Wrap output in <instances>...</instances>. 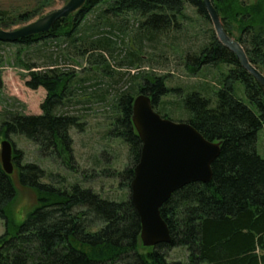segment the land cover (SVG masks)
<instances>
[{
	"label": "trees",
	"instance_id": "16d2710c",
	"mask_svg": "<svg viewBox=\"0 0 264 264\" xmlns=\"http://www.w3.org/2000/svg\"><path fill=\"white\" fill-rule=\"evenodd\" d=\"M53 1L38 0L32 8L18 12L0 10V27L28 22L42 15ZM212 3L227 33L240 41L251 63L264 73V0ZM187 4L212 23L204 0H87L80 10L58 20L45 33L15 42L0 41L1 46H18L15 64L29 71L26 86L46 90L40 114L10 112L2 120L0 140L2 135L8 139L11 135L24 136L39 146L43 156L78 172L70 130L81 127L80 117L66 108L85 102L81 101L85 95L87 99L94 97L88 92L91 85L73 89L76 70L61 68L56 61L51 62V56L50 63L48 59L42 65L23 61L22 54L34 45L68 42L92 65H101L110 72L105 53L112 55L113 41L107 34L110 31L97 30L100 25L113 27V22L128 20L127 14H132L138 24L140 51L143 42L153 43L164 34L182 29V19H188ZM96 10V23L89 26L92 34L84 36L83 25ZM97 31L104 34L95 38ZM85 38L90 39L87 45H78ZM128 54L132 57L130 64L135 65L139 52ZM183 59L192 74L204 66L227 69L222 71L214 91L215 106L213 98L199 91L183 98L189 113L186 122L209 141L221 142V151L212 164L213 176L208 183H189L162 206L171 241L145 247L141 220L130 197L123 201L105 199L79 183L65 187L61 180H54L59 177L54 175L53 181L44 182L46 171L36 163H24V151L11 141L12 174L6 173L0 159V218L5 223V232L0 236V264H171L168 258L175 247L187 249L186 264H264V156L257 150L258 136L264 128V86L219 41L212 27L207 44ZM4 64L0 50V89L4 86ZM127 76L132 81L142 80L138 82L139 94L150 95L156 111L163 106L165 96L181 92L167 86L166 76L153 72ZM237 83L242 84L246 101L236 95ZM134 98L132 86L116 93L117 116L111 133L129 145L130 164L124 171L112 173L129 187L142 149L132 122ZM169 115L162 114L167 118ZM20 189L33 191L36 196L23 220L15 210Z\"/></svg>",
	"mask_w": 264,
	"mask_h": 264
},
{
	"label": "rangeland",
	"instance_id": "374dc122",
	"mask_svg": "<svg viewBox=\"0 0 264 264\" xmlns=\"http://www.w3.org/2000/svg\"><path fill=\"white\" fill-rule=\"evenodd\" d=\"M68 1L54 0L42 15L28 22L15 24L5 30L19 29L61 8ZM37 2L38 0H0V10H7L10 13L23 11L32 8ZM98 12L99 10H96L91 13L87 22L84 23L82 28L84 36L92 34L93 28L90 29L89 26L96 23ZM186 14L188 19H182V29L164 34L153 43L143 42L140 51H138L140 42L136 36L138 24L132 14H127L126 19L128 20L113 22V27L100 25L97 30L110 31L107 34L113 41L111 45L114 52L112 55L110 52L105 53L111 65L110 72H105L101 65H92L87 57L80 56L72 43L61 42L28 47L21 56L23 61L42 65L51 56V62L56 61L61 68L77 71V79L72 84L73 89L80 85H91L88 92L94 97L87 99L88 95H85L81 98V101L85 102L73 101L75 103L66 108L72 114L80 117L81 127H73L70 130L78 172L60 165L50 157L43 156L39 146L24 136L11 135L9 140L13 141L18 149L24 151V163H36L41 166L46 171L44 182L53 181L51 175L59 176L60 179L55 177L54 180H61L65 187L79 183L86 188L93 189L105 199L115 201L128 199L130 187L112 173L124 171L130 164L129 145L121 137L111 135L114 132L115 117L117 116L114 102L116 93L120 89L128 90L132 86L135 97L139 95L138 82L142 80L138 78L132 81L133 78L131 79L127 74L143 75L146 72H153L166 76L167 86L181 90V92H172L165 96L163 106L157 110L161 115L169 113L170 117L168 118L173 121L188 120L189 113L184 108L183 98L189 92L199 91L203 95L213 98L212 105H216L214 91L219 87L222 71H226L227 67L204 66L200 71L192 74L185 68L183 59L187 53L199 52L207 44L210 28L214 29V26L204 20L196 9L188 4ZM0 29L4 28L0 27ZM98 31L93 34L95 38L104 34ZM89 40L85 38L78 45H87ZM0 48L1 53L5 56L4 86L0 89V124L10 115V112L40 114L46 90L44 88L32 90L26 86L27 78L25 76L29 71L23 66L15 64V52L18 50V46L0 45ZM129 51L139 52L140 56L135 65L130 64L132 57H129ZM54 56L56 58H53ZM81 79H83L82 83ZM103 93L105 94L101 99ZM236 95L246 101L241 83L236 85ZM4 139L6 138L2 135L0 142ZM257 150L264 156V128L258 136ZM35 202L36 196L33 191L19 190L15 210L20 214L21 220L25 218V213L32 208ZM4 232L5 223L0 218V236ZM168 260L171 264L188 263L187 249L185 247L173 248Z\"/></svg>",
	"mask_w": 264,
	"mask_h": 264
},
{
	"label": "water",
	"instance_id": "95a60500",
	"mask_svg": "<svg viewBox=\"0 0 264 264\" xmlns=\"http://www.w3.org/2000/svg\"><path fill=\"white\" fill-rule=\"evenodd\" d=\"M87 0H69L64 6L16 30L0 29V41L45 33L60 19L80 10ZM219 41L232 50L241 65L264 86V73L251 63L243 45L225 30L212 0H204ZM133 125L142 141L139 162L130 183V198L141 224V241L154 247L171 241L170 228L161 208L171 195L185 185L209 182L212 164L219 156L221 142L209 141L186 121H173L158 113L150 95L141 93L133 100ZM14 147L6 138L0 142V159L6 173L14 172Z\"/></svg>",
	"mask_w": 264,
	"mask_h": 264
}]
</instances>
